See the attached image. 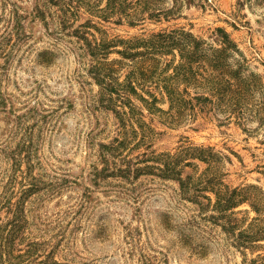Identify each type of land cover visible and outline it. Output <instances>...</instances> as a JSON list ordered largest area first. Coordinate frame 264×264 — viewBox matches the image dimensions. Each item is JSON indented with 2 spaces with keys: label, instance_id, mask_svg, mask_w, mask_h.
Returning <instances> with one entry per match:
<instances>
[{
  "label": "rangeland",
  "instance_id": "rangeland-1",
  "mask_svg": "<svg viewBox=\"0 0 264 264\" xmlns=\"http://www.w3.org/2000/svg\"><path fill=\"white\" fill-rule=\"evenodd\" d=\"M87 3L0 0V233L15 230V253L38 243L30 264H264V239L239 245L214 192L181 186L209 150L223 182L261 200L264 220V0H162L160 20L136 26ZM161 31L174 37L169 52L142 55ZM97 61L115 62L120 82L136 70L137 93L105 100ZM168 63L185 75L171 79L180 116L161 81ZM238 92L243 115L223 112ZM115 138L123 146L104 158ZM168 156L177 164L165 175ZM234 211L245 226L258 214L248 201Z\"/></svg>",
  "mask_w": 264,
  "mask_h": 264
},
{
  "label": "trees",
  "instance_id": "trees-1",
  "mask_svg": "<svg viewBox=\"0 0 264 264\" xmlns=\"http://www.w3.org/2000/svg\"><path fill=\"white\" fill-rule=\"evenodd\" d=\"M49 1V0H48ZM54 1V0H50ZM69 3L72 2V0H66ZM88 0L87 6L91 7V9H98L99 13H101V16L105 19H109L111 16L117 15L118 16V22H125L131 26L139 25V23L146 19V15L150 18H156L157 20H160L161 15L164 13V8L162 4V0H105L106 5L104 7H101V5H98L96 3L91 4ZM17 23V29L21 28V20L16 21ZM182 36V35H181ZM185 44L182 46L181 44L178 45L181 60H187V53L186 51L193 45V41L188 38V40H185V37L183 36ZM138 41V40H137ZM132 40L127 41L126 43H129L128 47H130V43H139ZM141 41V40H140ZM174 41V37L171 34H168L167 32H158L153 33L148 40H144L142 43L145 44L146 51L142 54L145 57L148 56V54H165L169 52V47H171ZM128 48L127 46H125ZM108 44L102 41V43L97 42L94 45V50H91L94 55L96 53H99V51L103 49H107ZM92 49V47H91ZM149 50V51H148ZM194 50H192L193 52ZM127 55V54H126ZM154 61V59L147 58L145 61L149 64H145L143 62V65L141 64L138 67L139 73L143 79H146L148 77L149 79H153V68L154 64L149 61ZM115 63V62H114ZM113 62L106 63L102 61H97L95 64L91 67V72L94 74L99 82L102 83L103 88L106 90V99L107 101L113 100V92H117L121 97L128 98L129 94L137 93V89L134 85H132L133 78H137V72L136 70H133L128 73L125 81L120 82L118 81V78L114 76L116 74V68L114 66ZM149 66V67H148ZM170 67H174V73L170 74L168 71ZM168 69V70H167ZM147 70V71H146ZM182 66L181 63L179 65H173L172 63H168V67L164 70V72L168 73V76H163L161 81L163 82V87H165L167 94L169 96L170 102H171V108H175L177 115H182L184 110V102L186 101L184 97V93H181L176 88L173 87L171 79L174 77L172 76H179L183 75L185 78V75L181 72ZM193 77V76H192ZM192 79V78H191ZM110 94V96H108ZM153 95V94H152ZM233 96V95H232ZM236 96L240 98V100L235 104H222L220 106L221 110L225 113L228 111L230 113H239V116L243 115V110L247 107L241 102V99H244V94L242 92L236 93ZM143 100L146 101V99L141 96ZM104 100V101H105ZM154 100H156V97H154ZM256 109H260V107L257 106ZM169 118H172L176 121V118L174 114L169 116ZM179 118V117H178ZM168 121V120H167ZM114 142L115 144L103 145L102 155L104 158L106 157H113L115 156V153L118 151V148L123 146L124 140H119V138H115ZM198 153V152H197ZM197 156L208 163V166L206 169H204L200 174L198 175H188L186 179L181 180V186L184 192L192 191H201L204 188L211 190L215 194V202L213 204V207L220 212V218H224L226 221V225H223L224 229L233 234L236 239L237 243L239 245H242L247 242L251 241H258L260 239H264V220L262 218V214L260 212L262 211L260 208V202L261 200L257 196H252V193L249 192V189L244 186H237L234 188H231L230 185L226 184L221 180L220 172L218 171V163L217 160L209 150H200V152L197 154ZM175 164H177V158L174 156L167 157L165 159V169L164 173L165 175H168L170 172H173L175 169ZM1 197V196H0ZM210 202H212V198L209 197ZM1 201V199H0ZM250 202L252 207L256 210L258 213L255 217H253L252 221L245 226L241 225L240 220L234 211V208L239 206L240 204L244 202ZM16 220V219H15ZM15 236V230L11 233L9 231H3L0 233V264H6V260L10 261L13 260L12 264H30L33 262L31 260V257L34 255L39 256V248L37 247L38 243H31V247L27 248L26 250L15 253L14 245L12 244V239ZM7 255V258L5 257Z\"/></svg>",
  "mask_w": 264,
  "mask_h": 264
}]
</instances>
